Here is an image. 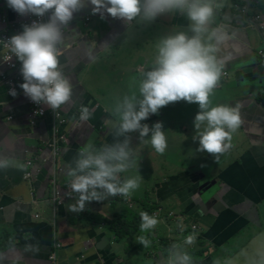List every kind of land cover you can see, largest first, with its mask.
Instances as JSON below:
<instances>
[{
    "label": "crops",
    "instance_id": "1",
    "mask_svg": "<svg viewBox=\"0 0 264 264\" xmlns=\"http://www.w3.org/2000/svg\"><path fill=\"white\" fill-rule=\"evenodd\" d=\"M213 6L210 28L226 36L217 56L227 59L209 106H239L230 147L215 157L197 151L204 128L193 124L198 106L170 103L142 121L162 122L163 154L149 137L127 134L135 162L119 178H135L138 187L126 197L88 202L81 212L69 211L78 199L69 187L78 152L123 139L107 121L115 122L117 104L137 92L160 39L177 31L191 35L189 21L179 12L152 22L101 19L91 5L75 13L62 29L59 53L73 86L65 124L50 111L32 115L22 77L3 63L0 48V264H176L182 253L196 264H264V0H213ZM26 17L0 0V32ZM81 106L91 110L86 122L79 120ZM146 204L157 216L154 228L118 238L108 227L107 219L133 218ZM140 236L147 247L137 242ZM188 236L193 243L185 242Z\"/></svg>",
    "mask_w": 264,
    "mask_h": 264
},
{
    "label": "clouds",
    "instance_id": "2",
    "mask_svg": "<svg viewBox=\"0 0 264 264\" xmlns=\"http://www.w3.org/2000/svg\"><path fill=\"white\" fill-rule=\"evenodd\" d=\"M6 6L20 16H35L46 20H33L22 25V30L9 37L6 43L20 63L22 83L19 88L24 96L36 104H44L52 110L69 104L73 86L60 68V46L64 26L70 24L74 14L91 5L92 14H105L131 22L141 19L152 22L157 17L172 12L183 14L189 21V31H177L160 39L153 65L142 74L137 92L125 95L116 106L118 119L107 124L114 129L115 137H123L100 148L82 147L69 172L71 192L78 194L75 205L69 211L81 212L85 204L101 201L106 196H128L138 187V180H121L119 174L130 168L134 161L128 133H138L140 138L149 137L151 146L163 154L167 141L160 121L151 126L148 120L159 110L181 100L196 104L198 111L193 124L199 133L197 151L213 155L223 153L230 144L231 132L240 125L238 105L209 106V97L216 86L224 60L219 59V45L226 36L218 28H210L215 10L213 0H4ZM16 90L9 95L15 97ZM91 110L81 106L79 120L86 122ZM3 162L0 161V167ZM140 230L152 229L157 224L155 216L140 212ZM193 237L185 242L193 243ZM137 242L147 247L143 236ZM190 256L182 253L176 264H190Z\"/></svg>",
    "mask_w": 264,
    "mask_h": 264
},
{
    "label": "built area",
    "instance_id": "3",
    "mask_svg": "<svg viewBox=\"0 0 264 264\" xmlns=\"http://www.w3.org/2000/svg\"><path fill=\"white\" fill-rule=\"evenodd\" d=\"M46 20L47 16L42 17V18H37L35 16H27L26 19L24 20L23 24L18 25L17 23H12L10 25V28H7L3 31L0 32V48L2 49V61L3 63H5V65L12 70H17V72L20 73L19 69H20V63L19 61L16 60V58L13 56V54L10 52L9 50V46L6 43L7 39L9 37H11L12 35H15L17 33H19L22 30V25L24 24H30L33 20ZM21 77V75H20ZM11 83V82H10ZM29 100V99H28ZM29 103L31 105V113L34 117H44L48 114V112L50 111L54 121H56L58 124H65L67 122V118L65 116L64 110H63V106H61V108L56 109L55 111L50 109L49 107H47L44 104H36L33 103L29 100ZM55 146V145H54ZM54 155L57 154L56 149H54ZM32 161L29 160L27 162L28 166L31 167L32 165ZM26 178H30L31 177V172L27 171L25 174ZM119 196H121L119 194ZM53 199L57 204H60L62 202V196H60L59 192L57 191V189L54 187V195H53ZM155 217H157L156 215H154ZM195 228V227H194Z\"/></svg>",
    "mask_w": 264,
    "mask_h": 264
},
{
    "label": "trees",
    "instance_id": "4",
    "mask_svg": "<svg viewBox=\"0 0 264 264\" xmlns=\"http://www.w3.org/2000/svg\"><path fill=\"white\" fill-rule=\"evenodd\" d=\"M264 101V97L262 98ZM144 212L148 213L149 215H152V207L147 206ZM106 223L108 224V227L111 228L118 238H123L126 236H132L136 232L140 230V215L136 214L133 218L128 219V217L124 216H118L116 215L115 218L107 219ZM198 254H201V251L197 252ZM199 258V257H198ZM198 263V260H193L190 262V264H196Z\"/></svg>",
    "mask_w": 264,
    "mask_h": 264
},
{
    "label": "rangeland",
    "instance_id": "5",
    "mask_svg": "<svg viewBox=\"0 0 264 264\" xmlns=\"http://www.w3.org/2000/svg\"><path fill=\"white\" fill-rule=\"evenodd\" d=\"M117 196H119V194H117ZM120 197V196H119ZM127 211V210H126ZM126 213V215H127V213H129V210L127 211V212H125ZM153 215V214H152ZM128 216V218H131L132 217V213H130V214H128L127 215Z\"/></svg>",
    "mask_w": 264,
    "mask_h": 264
}]
</instances>
